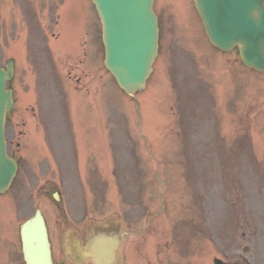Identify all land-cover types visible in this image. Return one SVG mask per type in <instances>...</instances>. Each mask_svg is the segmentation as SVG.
Segmentation results:
<instances>
[{
	"label": "rangeland",
	"instance_id": "obj_1",
	"mask_svg": "<svg viewBox=\"0 0 264 264\" xmlns=\"http://www.w3.org/2000/svg\"><path fill=\"white\" fill-rule=\"evenodd\" d=\"M65 1H0V65L5 66L8 58L14 61L19 78L12 89L18 113H26L27 104L36 100V75L41 71L46 79L50 63L62 79L68 74L73 80L68 66H75L84 55L85 68L101 72L91 53L95 48L103 63L102 26L90 0H78V28L71 27L67 16L60 38L51 40L61 32ZM155 9L159 55L149 91L128 97L110 75L78 71V88L94 86L78 90V97L71 95L72 121L65 124L78 127L82 154L94 150L97 157L106 158L111 140L107 121L118 120L111 125L114 138L108 166L101 170L97 158L78 163V196L76 181L67 180L60 184L61 201L53 198L59 188L55 184L45 197L39 195L30 204L50 206L46 209L58 264L64 248L62 237H56L54 218L61 205L66 211L78 206V224L85 221L82 230L112 217V205L119 212L125 210L130 250L139 239H151L150 257L158 252L152 264H215L216 258L226 264H264V72L246 68L237 49L223 52L214 47L198 25L190 0H160ZM46 29L49 36L43 33ZM77 36L79 58L73 54ZM36 45L41 53L35 74L28 58L33 62ZM45 58L50 61L44 63ZM56 81L52 75L44 92L59 114L66 108L62 89L71 91L73 86L66 81L62 87ZM94 90L105 94L99 99ZM45 108L42 103L40 109ZM113 112L115 116L108 119ZM57 118L52 112L51 123ZM23 181L17 179L13 189ZM66 217L69 223L74 213ZM245 245L251 247L250 253L243 252Z\"/></svg>",
	"mask_w": 264,
	"mask_h": 264
},
{
	"label": "water",
	"instance_id": "obj_2",
	"mask_svg": "<svg viewBox=\"0 0 264 264\" xmlns=\"http://www.w3.org/2000/svg\"><path fill=\"white\" fill-rule=\"evenodd\" d=\"M154 0H93L103 25L107 68L128 93L144 89L158 51V21ZM211 42L223 49L239 47L247 66L264 70V0H194ZM12 64L0 69V188L15 171L7 156L4 137L6 111L12 107V91L6 81L12 77ZM32 221H42L40 214ZM45 231L40 237L46 240ZM116 242H97L93 248L97 264H113ZM45 261L51 263L45 245Z\"/></svg>",
	"mask_w": 264,
	"mask_h": 264
},
{
	"label": "flooded vegetation",
	"instance_id": "obj_3",
	"mask_svg": "<svg viewBox=\"0 0 264 264\" xmlns=\"http://www.w3.org/2000/svg\"><path fill=\"white\" fill-rule=\"evenodd\" d=\"M74 5L75 6L78 5V3L75 2ZM75 6H71L70 10H72ZM34 116H36V114H34ZM16 126L17 125L10 126V128H9V130L7 132V137H8V141H9V145H10V155L17 158L18 156H16V154H17L18 151L15 149L13 143H15V145L18 148H20V143L18 142V139L21 138L23 136V134H22L21 131H19V135L17 134V131L15 129ZM37 132L41 135V137L43 138L44 142L46 141L47 151L50 153V149H49V146H48V143H47V139L49 138V135H50L49 134L50 133L49 132V126L48 125L39 126L38 129H37ZM44 146H45V144H44ZM24 153H25V155L27 156V158L30 161L35 160L34 159V153H33V151L31 149L28 152L25 151ZM38 160H39V162L41 161V163H43L45 161H48L50 163V158L40 157V158H38ZM18 161H20V160H18ZM24 162L25 161H23L22 163L19 162V170L20 171L18 170V174H17L16 180L22 178V179H24V181L22 182L20 188L18 189V191L15 194L16 198L18 197V192L20 190L22 192L26 191L25 186L28 183V179L34 180V178H36L37 176L41 177V178L43 177V179H45V175L44 174H40V173H36V170H34L33 166L31 164H29V163H27L28 164V168H26V170H25V168H23ZM21 167L23 168L22 170H21ZM48 170H49V168H47V171ZM46 176H47V173H46ZM48 180H49V178L47 179V181ZM48 186L45 187V184L44 185L42 184V187L40 185L38 186V189L39 190L41 189V191H40V195L41 196H44V193L48 192V189H49ZM12 193L14 195L15 188L13 189ZM38 194L39 193L33 194L30 198H28L29 195L25 193V194H23V198L24 199L28 198L26 203H25V205L17 206L16 204H14L13 208H12V211L9 212V213H7V211H6V209H7L6 206H0V211L3 212V213H7L9 216L18 215V213H19L20 216H25L28 213L34 211V207L30 203L32 202V199L34 197H36ZM2 197H4V196L0 195V198H2ZM7 202H8V199H5V198L2 199V201H1L2 204L7 203ZM63 221H65V220H63ZM5 223L7 224V230H8L7 233L8 234H12V232H18L19 233L20 226L15 227V222L6 221ZM0 239L16 241L17 244L20 247V249H16L13 246H10V247L6 246V243H0V264H27L26 261H25V258H24V251H23V249H24V240H23V238L21 236V233H20V236H18V237H14V236L9 235V237H3V238H0ZM80 239H81L82 243H85V240H83L82 238H80ZM7 245H12V244L8 243ZM66 260H67L66 257L65 258L63 257V260H62L61 264H67ZM90 261H91L90 259H86L83 264H88ZM72 264H74V263H72Z\"/></svg>",
	"mask_w": 264,
	"mask_h": 264
}]
</instances>
